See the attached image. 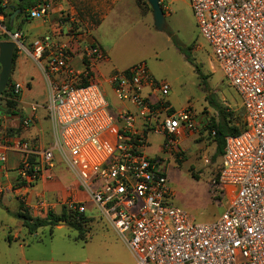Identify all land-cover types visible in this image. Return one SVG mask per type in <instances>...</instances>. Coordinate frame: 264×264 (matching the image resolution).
<instances>
[{
  "label": "built area",
  "instance_id": "1",
  "mask_svg": "<svg viewBox=\"0 0 264 264\" xmlns=\"http://www.w3.org/2000/svg\"><path fill=\"white\" fill-rule=\"evenodd\" d=\"M19 2L1 4L9 11ZM190 4L199 33L245 110V129L226 137L221 171L213 180L215 185L236 187L217 220L195 222L173 204L169 160L179 152V137L198 129L193 110L170 113L167 102L144 96L145 88L167 96L170 87L140 62L109 74L107 82L117 100L135 108L113 112L97 70L107 60L104 49L96 42L85 44L80 51L83 69L73 66L77 50L70 43H80V35L57 43L47 33L26 45L20 30L6 32L15 51L27 54L45 75V108L54 138L41 149L1 134L0 143L14 145L22 153L18 179L25 184L18 189L26 190L22 202L29 211L37 216L50 213L48 199L38 195L29 202L27 190L42 179L54 181L59 159L75 182L65 199L69 211L88 213L92 203L137 264H264V0H190ZM28 11L32 20L45 21L51 8L41 0ZM21 90L22 85L14 83V93ZM37 107L34 104L33 111ZM32 121L26 117L22 124L28 127ZM150 133L164 137L168 159L144 153ZM6 162L7 155L0 154V164Z\"/></svg>",
  "mask_w": 264,
  "mask_h": 264
},
{
  "label": "rangeland",
  "instance_id": "2",
  "mask_svg": "<svg viewBox=\"0 0 264 264\" xmlns=\"http://www.w3.org/2000/svg\"><path fill=\"white\" fill-rule=\"evenodd\" d=\"M47 1L55 7L64 2ZM166 6L171 9V14L167 15L164 11L167 28L163 31L155 28L152 12L148 17L140 16L132 0L125 14L123 11H115L98 33L107 48L111 49L110 55L119 67H132L145 62L152 75L158 81L167 82L170 87L167 96L162 92L154 94L148 88L144 89V96H150L151 101L159 99L167 102L177 114L190 107L196 117L204 121L201 136L197 139L199 134L191 133L190 140L184 143L186 146L190 144V148L185 151L179 149L180 156L177 155L179 152H175L169 160L168 178L174 194L173 204L185 210L195 222L209 223L222 215L236 194L234 186L213 183L222 156L217 155V145L210 134L209 124L221 119L219 111L211 104V99L235 123L244 121L245 110L241 97L224 76L211 47L199 33L190 0H166ZM28 10L18 17L13 31L18 29V25L28 31L31 25L41 21L32 20ZM98 20V15L91 19L80 18V22L72 25V28L76 29L79 25L82 31H89L96 26ZM7 22L8 17L0 16L1 42L6 41ZM41 32L28 31L30 36ZM77 55L80 58L75 60L73 66L78 70L82 68V56ZM102 71L105 73L106 69ZM98 75L103 86L107 78L104 74ZM24 82L21 93L26 102L45 105V78L35 62L28 64ZM104 89L108 92L112 110L116 113L117 107L122 104L116 100L107 85ZM0 107V126H6L7 129L8 113L4 102L0 101ZM45 113L43 108L38 109V115ZM163 143V136L150 133L145 153L168 159V155L163 152ZM186 146L183 145V148ZM67 171L62 172L58 178V181L63 182L66 195L48 199L51 203L50 212L57 216H61L63 212L69 213L65 199L67 189L74 187L75 182L69 170ZM15 201L13 198L12 202ZM88 208V215L94 219L85 223L87 234L84 243L76 240L77 232L69 228L67 223H60L52 231L48 227L41 228L36 234L30 235L16 216L18 212H15L14 205L5 207L0 204V264H137L125 243L92 203H88ZM29 213L34 218H45L48 215L37 216L32 211Z\"/></svg>",
  "mask_w": 264,
  "mask_h": 264
},
{
  "label": "crops",
  "instance_id": "3",
  "mask_svg": "<svg viewBox=\"0 0 264 264\" xmlns=\"http://www.w3.org/2000/svg\"><path fill=\"white\" fill-rule=\"evenodd\" d=\"M135 2V6L139 11L140 16L148 17L151 12L145 4H140L139 0H133ZM132 0H64V2L58 7L53 6V4L48 1L50 4V15L47 20L39 21L36 24H33L29 27L28 31L32 32L34 30L42 31L36 35L30 36L28 31H25L21 25L20 31L24 34V39L26 45H30V43L37 37L43 36L47 33H51L57 43H65L69 42L72 34L80 35L81 42H71V46L77 50V53L74 55L73 64L75 60L80 54L81 48L90 42L98 43L105 51L107 55V60L98 66V74H104L106 78H108L109 74L113 71H124L128 69V67H119L115 60L111 57L110 52L111 49L107 48V44L103 40L99 38V30L102 28L106 20H108L115 11H123L125 14L130 7ZM161 3L164 6V11L167 12V15L171 14V9L166 6V0H161ZM65 10V11H64ZM99 16V20L97 21L96 26L89 31H82L81 27L76 29L72 28L76 23L80 22V18L95 17ZM18 19V18H17ZM15 20V24L17 22ZM73 22V23H71ZM76 27V26H75ZM19 30V29H17ZM72 33V34H71ZM88 36H91L88 37ZM9 39V38H8ZM1 42V40H0ZM30 62H34L27 54L18 53L16 54L15 61L13 62V68L11 72V79L14 83H19L22 85V89L24 86V76L27 74V66ZM83 69V66L81 65ZM106 72L103 73L102 70ZM1 71V66H0ZM44 75V73H43ZM45 78V75H44ZM46 90H47V99H48V86L45 78ZM30 86V84H28ZM107 85L110 90L113 92V88L107 82H104V86ZM105 90V89H104ZM106 92V90H105ZM108 92H106L107 94ZM114 94V92H113ZM115 95V94H114ZM108 97V95H107ZM116 98V97H115ZM117 100V98H116ZM118 101V100H117ZM110 102V101H109ZM121 107H117L116 112L128 108L130 110H135V108L127 102L118 101ZM37 104L38 107L35 111H33V105ZM111 104V103H110ZM43 108L46 113L43 115H38V109ZM112 108V106H111ZM1 109V107H0ZM8 115L7 125L8 128L5 129L6 126H0V134L1 135H10L14 139H21L22 141L28 142L30 145H34L38 148H46L52 142L54 138V127L51 119L49 118L48 112L45 108V105H39L38 103H28L25 100V96L21 93L20 98L17 103V110L15 115ZM26 117H33V121L28 127H24L22 121ZM196 121L198 124L199 132L196 131L197 139L201 136L200 130L204 126V121L198 117H196ZM46 123L48 124L46 126ZM190 134H182L179 139L177 146L180 150L185 151L186 148H190V144L187 146V140H190ZM185 143V144H184ZM183 145L186 146L183 148ZM163 148V147H162ZM146 149V148H145ZM144 149V153H145ZM0 154L7 155L6 164H0V197L1 203L8 207L9 205H14L15 212H18L20 209V205L22 202V194L26 193V190L18 189L16 186L17 178H18V169L22 160V153L17 150V148L12 145L10 147H5L2 143H0ZM146 154V153H145ZM149 157H152L146 154ZM62 172H68L67 168L61 165L60 160L58 159V165L55 168L56 178L54 181L40 180V182L32 189L27 190L26 199L29 202H34L36 196L41 195L46 199H50L52 196L64 197L66 195V190L63 186V182L58 181ZM72 185V183L70 184ZM69 185V187H70ZM71 189V188H70ZM70 190L67 189V195ZM13 198L16 200L14 203L12 202ZM13 203V204H12Z\"/></svg>",
  "mask_w": 264,
  "mask_h": 264
},
{
  "label": "trees",
  "instance_id": "4",
  "mask_svg": "<svg viewBox=\"0 0 264 264\" xmlns=\"http://www.w3.org/2000/svg\"><path fill=\"white\" fill-rule=\"evenodd\" d=\"M40 1L41 0H23V2H19L16 5L15 9L9 10L8 12L6 8L2 6L1 4L2 0H0V16L8 17L6 29L12 32L13 29L16 28L15 23L11 25V16L15 12L16 9L18 8L22 9L24 8L23 6L25 5V8L22 11V13L15 17L14 22L18 17L26 13L27 9H30L31 7L37 5ZM139 1H140V4H145L149 9L150 6L147 3V1L145 0H139ZM149 11H152L151 7ZM17 28L19 30L21 29L18 26ZM5 39L6 41H9L8 36H6ZM16 54H17V50L15 51V54H14V61L16 58ZM187 58L189 61H192L190 56H187ZM13 90H14V82L10 78L7 89L3 92L2 96L0 97V101L4 102L5 108L9 115L16 114L17 103L21 95V94H15ZM211 104L219 111L221 119L218 122L211 123V125L209 124V128H211V133H212V130L216 131L215 136H212L211 133L210 134L214 138V141L216 142L217 155L223 156L225 144H226V137L230 135L240 134L245 129L246 123H245V120L239 123H235L231 121L230 117L225 115L223 109L220 107V105L215 103L213 99H211ZM174 112L175 110L172 108L170 113H174ZM7 136L10 137V135H7ZM177 155L180 156V154H177ZM35 160L36 158H32V161H35ZM220 171L221 169L219 167L217 177L219 176ZM194 176L196 175L194 174ZM24 184L25 183L19 182V179H18L16 186L21 187ZM0 204L2 205L1 197H0ZM16 216L22 221L23 227L27 229L30 235H34L37 233L39 229L46 228V227L50 228L52 231L53 228L57 227L61 221H65L69 228L77 232L78 235L76 237V240L83 241L84 243H86V234H87V231L85 230V223L88 221H92L94 219V217H90L88 213H79V212H71V211H69V213L63 212L61 216L54 215L52 212H50L45 218H34L29 213V210L24 206L23 202H21L20 209L18 213L16 214ZM8 239L10 240V237Z\"/></svg>",
  "mask_w": 264,
  "mask_h": 264
},
{
  "label": "water",
  "instance_id": "5",
  "mask_svg": "<svg viewBox=\"0 0 264 264\" xmlns=\"http://www.w3.org/2000/svg\"><path fill=\"white\" fill-rule=\"evenodd\" d=\"M146 1L151 7L155 28L159 31H163L167 28V22L165 12L161 4V0ZM20 2H23V0H20ZM21 13V8L15 10V12L11 16V25L14 24L15 17ZM15 49L16 44L12 41L0 42V97L2 96L3 92L7 89V86L9 84L13 68ZM60 223L66 224L65 221H61Z\"/></svg>",
  "mask_w": 264,
  "mask_h": 264
},
{
  "label": "flooded vegetation",
  "instance_id": "6",
  "mask_svg": "<svg viewBox=\"0 0 264 264\" xmlns=\"http://www.w3.org/2000/svg\"><path fill=\"white\" fill-rule=\"evenodd\" d=\"M23 7L25 8V5ZM24 8H22V11L24 10Z\"/></svg>",
  "mask_w": 264,
  "mask_h": 264
}]
</instances>
